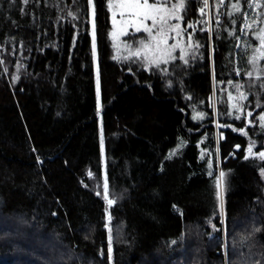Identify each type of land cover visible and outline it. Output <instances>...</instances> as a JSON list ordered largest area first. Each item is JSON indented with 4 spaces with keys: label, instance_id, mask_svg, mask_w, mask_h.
I'll use <instances>...</instances> for the list:
<instances>
[{
    "label": "trees",
    "instance_id": "16d2710c",
    "mask_svg": "<svg viewBox=\"0 0 264 264\" xmlns=\"http://www.w3.org/2000/svg\"><path fill=\"white\" fill-rule=\"evenodd\" d=\"M179 3L145 63L107 0H0V264H264V0Z\"/></svg>",
    "mask_w": 264,
    "mask_h": 264
},
{
    "label": "snow or ice",
    "instance_id": "6c2138e0",
    "mask_svg": "<svg viewBox=\"0 0 264 264\" xmlns=\"http://www.w3.org/2000/svg\"><path fill=\"white\" fill-rule=\"evenodd\" d=\"M206 2L207 0H205V3ZM89 3L91 4L92 0H89ZM165 3H166V0H165ZM113 6H114L113 3L109 2L108 7L111 9L113 8ZM116 6L121 9V13H120L121 17L125 15V12L128 13V17H129L127 20L122 21L123 27L120 29L121 34L127 35L128 33L126 29L129 26L133 27L136 32L141 31V29L143 28V30L148 34V36L151 37L153 41H155V47L157 51H160L161 44H167L168 35H167V32H165L164 30V25L166 24L165 17L164 16L158 17L156 15V13H159L163 10V5L160 3V0H152V3H149V0H120V2ZM174 7L183 8L184 7L183 0H180V3L177 5H174ZM233 7L237 8V5H233ZM201 11H203V9ZM115 16L116 14L115 12H113L114 24L116 22ZM93 17H95L94 8H93ZM175 18L179 19V17H175ZM149 20L152 21L151 26L145 23L146 21H149ZM157 24L160 25V28L158 29L159 39H157V36L153 35V27H155ZM245 26L246 27L248 26L247 23L245 24ZM169 28L171 31H177V34H179L178 32V30L180 29L179 24L170 25ZM261 31H264V29H262ZM113 35H115V33ZM189 39H191V37H189ZM140 44L144 50H149L151 47L145 40H141ZM261 45L264 46V39L261 40ZM169 47H175V45H170ZM93 52L95 53V20L94 19H93ZM139 52L140 50L138 49L137 55H139ZM145 58H147V56H145ZM249 75L251 74L249 73ZM249 115H251V113H249ZM237 119H239V117H237ZM260 119L264 121V116L260 117ZM102 146H103V138L101 136V147ZM247 151L249 154H252L251 147H249ZM258 155L260 158H264V151L260 152ZM225 175L226 174L223 171H221L219 174V177H217L215 180V186L217 188V198L218 199H220V196H221L223 180H224ZM104 197L105 199L108 198L107 180H105V183H104ZM112 203H114V201L109 199L108 204L111 205ZM109 251L111 250L109 249Z\"/></svg>",
    "mask_w": 264,
    "mask_h": 264
},
{
    "label": "rangeland",
    "instance_id": "374dc122",
    "mask_svg": "<svg viewBox=\"0 0 264 264\" xmlns=\"http://www.w3.org/2000/svg\"><path fill=\"white\" fill-rule=\"evenodd\" d=\"M109 2L113 3V5H114L113 8H111V9L108 7ZM119 2H120V0H107V9H108V13H109V23H110L109 38L111 41V47H112L113 54H114L115 58H119L124 53V51L126 49L127 45L124 41L125 36H127L130 33L131 34L146 33L143 30V28L141 29V31L136 32L133 27L129 26L126 29L128 34L127 35L121 34L120 29L123 27L122 21L127 20L129 17H128L127 12H125V15L123 17H121V15H120L121 9L116 6ZM149 3H152V0H149ZM160 3L163 5V10L159 13H156V15L158 17L159 16H165L167 13L165 0H160ZM113 12H115V14H116L115 24L113 22ZM145 23L148 24L149 26L152 25L151 20L146 21ZM262 29H264V6L262 9L260 28L255 33V39L257 41V45L254 49L251 50L250 55H249V60L253 65V67L251 69V74H253L254 76L259 75L260 73H264V62L260 64V62L262 60H264V46L261 45V40L264 39V31H261ZM114 33H115V35H113ZM163 45L164 44L160 45V49H162ZM150 46L151 47L149 50H144L142 48L141 44L138 45V49L140 50L138 56L145 63H151V62L157 63V62L166 60L165 53H164L163 49L160 51H157L155 45H150ZM180 46H181V44H177L176 47H180ZM94 55H95V53H94ZM145 56H147V58H145ZM95 61H96V59H95ZM213 103H215V98L213 99ZM261 123L264 124V121L261 120ZM219 174H220V171L218 170V177H219ZM261 175H262V180H264V172H262ZM106 206H108V204Z\"/></svg>",
    "mask_w": 264,
    "mask_h": 264
}]
</instances>
